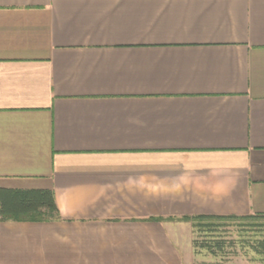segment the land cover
<instances>
[{"label":"crops","instance_id":"1","mask_svg":"<svg viewBox=\"0 0 264 264\" xmlns=\"http://www.w3.org/2000/svg\"><path fill=\"white\" fill-rule=\"evenodd\" d=\"M0 264H188L184 217L264 215V0H0Z\"/></svg>","mask_w":264,"mask_h":264},{"label":"trees","instance_id":"2","mask_svg":"<svg viewBox=\"0 0 264 264\" xmlns=\"http://www.w3.org/2000/svg\"><path fill=\"white\" fill-rule=\"evenodd\" d=\"M0 216L3 221H58L61 220L55 194L52 190H0ZM181 220L191 222L197 233L215 234L229 223H242L243 227H258L256 222L264 221V215L253 216H214L199 215L184 217ZM212 239V238H211ZM214 239V238H213ZM195 240L193 245L198 252L206 251L212 256L223 253L225 240ZM250 247L256 254L264 256V241ZM245 244V245H246Z\"/></svg>","mask_w":264,"mask_h":264},{"label":"rangeland","instance_id":"3","mask_svg":"<svg viewBox=\"0 0 264 264\" xmlns=\"http://www.w3.org/2000/svg\"><path fill=\"white\" fill-rule=\"evenodd\" d=\"M258 227L250 230L243 227L242 223H229L221 227L217 233H197L194 231V240H225L223 253L212 256L206 251L198 252L193 245L194 252L188 260V264H264V256L256 254L248 244L264 241V221L256 222ZM212 238V239H211ZM214 238V239H213ZM246 244V245H245Z\"/></svg>","mask_w":264,"mask_h":264}]
</instances>
